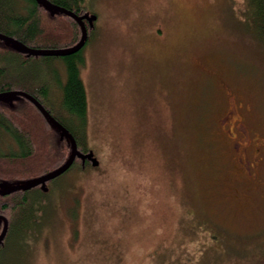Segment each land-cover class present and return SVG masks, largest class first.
<instances>
[{
  "label": "rangeland",
  "instance_id": "obj_1",
  "mask_svg": "<svg viewBox=\"0 0 264 264\" xmlns=\"http://www.w3.org/2000/svg\"><path fill=\"white\" fill-rule=\"evenodd\" d=\"M84 6L96 16L80 67L85 149L99 164L72 168L45 196L29 192L33 203L41 199L37 222L10 234L0 264H264V41L251 29V11L242 12L245 0ZM46 11V32L60 26L72 38L74 22ZM43 46L70 47L51 38ZM9 49L0 40L1 66L18 82L50 81V103L60 109L64 57L23 64ZM0 104L27 106L18 95ZM31 130L61 137L46 123ZM6 165L0 161V173ZM4 179L0 188L35 180Z\"/></svg>",
  "mask_w": 264,
  "mask_h": 264
},
{
  "label": "trees",
  "instance_id": "obj_2",
  "mask_svg": "<svg viewBox=\"0 0 264 264\" xmlns=\"http://www.w3.org/2000/svg\"><path fill=\"white\" fill-rule=\"evenodd\" d=\"M50 1L78 14L87 11L84 6L85 0H77L80 5L76 7L72 4H66L65 0ZM71 1L76 2L75 0ZM46 10L36 0H0V32L35 49H56L43 46L50 41V38L56 42L66 41L70 47L75 45L79 37L78 25L74 23L72 38L65 36V32L59 30L60 26L51 30L48 28L50 33H47L44 24ZM249 11H251L253 22L251 29L258 38L264 41V0H245L242 12L247 16ZM58 15L74 22V19L66 14L60 13ZM83 49L75 54L64 56L65 64H67V79L64 83L59 80L54 81L61 90L60 109L55 108L50 103L52 96L50 81L41 83L40 77L29 76L18 82L13 80L14 78L10 76L8 69L2 67L1 64L0 93L19 90L31 94L72 133L77 140L79 150L87 153L90 151L85 149L87 144L88 99L80 73V67L84 63ZM6 53L17 55L23 64H28L33 57H41L27 56L26 53L10 49ZM25 100L28 108L26 106L20 110L6 111L0 106V161L7 164L5 172L0 173V179L5 178L4 181L43 177L63 166L72 152V144L68 137H65V141H61V137L57 138L53 132L48 139H43L38 133L33 134L31 127L34 124L41 126V124L46 123L53 128L54 125L49 124L50 122L33 103ZM32 107L34 110L29 111L28 109ZM10 141L16 145V150L11 148ZM6 148L10 150L6 151ZM91 167L95 168L91 161L87 160L83 164L82 160L77 158L69 170L75 168L79 171H85L86 168ZM13 176L14 178L10 179ZM54 180L47 183V190L45 191L41 186H38L27 191L0 196V215L5 216L9 221V230L5 242L10 234H23L32 230V226L37 222L34 212L41 209V199L39 198V203H33L28 194L31 191H36L41 196H45L52 191ZM1 224L3 226V222Z\"/></svg>",
  "mask_w": 264,
  "mask_h": 264
},
{
  "label": "water",
  "instance_id": "obj_3",
  "mask_svg": "<svg viewBox=\"0 0 264 264\" xmlns=\"http://www.w3.org/2000/svg\"><path fill=\"white\" fill-rule=\"evenodd\" d=\"M36 1L38 4H40L41 6H44L47 10L51 11L52 15L57 14V13H63V14H66L72 17L80 25L82 29V36H81L80 41L74 46H71L65 49H35L3 33H0V40L12 46L13 49L26 53L27 56H63L64 57V56L75 54L79 52L80 50H82L88 42V29L86 27L85 21L87 20L90 23H92L96 19V16L90 17L89 14L78 15L75 12L65 7H62L60 5H57L51 2L50 0H36ZM13 95L24 97L30 102H32L39 109V111L45 116V118L61 131V139L64 138L65 136L69 138L72 144V152H71V155L68 161L56 171L51 172L43 177L36 178L35 180H31V181H28V182H25V183H22L16 186H12L10 188H5V187L0 188V196H7V195H10L18 191H27L32 188L38 187V186H41V188L45 191L47 190V186H46L47 183L63 175L65 172H67L73 166L77 158L81 159L83 164L87 160L91 161V163L94 166H97L99 164L97 159L94 157V154L92 151L88 153H84L79 150L77 140L72 135V133L65 126H63L58 120H56V118L53 115H51L50 112L31 94L25 91H19V90L14 91L13 90V91H7V92L0 93V98L7 97V96H13ZM0 221L4 222V227L0 234V245H1L8 233L9 221L5 216H2V215H0Z\"/></svg>",
  "mask_w": 264,
  "mask_h": 264
},
{
  "label": "flooded vegetation",
  "instance_id": "obj_4",
  "mask_svg": "<svg viewBox=\"0 0 264 264\" xmlns=\"http://www.w3.org/2000/svg\"><path fill=\"white\" fill-rule=\"evenodd\" d=\"M66 1V4H72V5H74L75 7L76 6H79L80 5V3L77 1V0H75L76 2L75 3H73L71 0H65ZM72 2V3H71ZM74 12V11H73ZM85 13H89V11H85ZM85 13H82V14H80L79 13V15H83V14H85ZM76 14H78V13H76ZM90 14H92L91 12H90ZM71 18V17H70ZM86 22V27H87V29L90 31V30H92L93 29V27L91 26V24L92 23H90V22H88V21H85ZM74 23H76L77 25H78V27L81 29V27H80V25L74 20ZM82 30V29H81ZM72 33V31H71V29H70V34ZM15 91V90H14ZM7 92V91H6ZM3 93V92H2ZM13 96H7V97H4V98H12ZM3 98V99H4ZM0 106H1V104H0ZM230 135H232L231 137H230V139H231V141H233V143H235V144H237V146H236V152H237V155H238V157L240 158V161H242V163H243V159H246L245 158V155H244V152L242 151V148H243V146L240 144V142L238 141V137L236 136V135H233V134H230ZM242 146V147H241ZM244 149V148H243ZM247 169H246V172L247 171H250V166H247L246 167ZM244 170H245V167L243 168ZM0 228H2V224L0 223ZM1 231H2V229H0V233H1ZM7 238V237H6ZM6 238H5V240H6ZM5 240L2 242V244L0 245V250L2 249V247H4L5 246Z\"/></svg>",
  "mask_w": 264,
  "mask_h": 264
}]
</instances>
